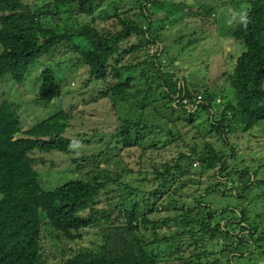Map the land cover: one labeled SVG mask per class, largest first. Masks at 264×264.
I'll return each mask as SVG.
<instances>
[{"label":"trees","instance_id":"obj_1","mask_svg":"<svg viewBox=\"0 0 264 264\" xmlns=\"http://www.w3.org/2000/svg\"><path fill=\"white\" fill-rule=\"evenodd\" d=\"M198 1L201 4L196 5ZM207 1L197 0L194 5H188L179 0H35L31 4L26 0H0V83L6 76H11L16 84H20L29 74L35 77L37 89L35 99L28 102L37 105L55 102L63 93L57 72L51 64H41L37 73L35 69L42 57L49 58L56 49L64 48L67 52L81 55L80 62L88 66L90 75L86 84L104 83V91L99 90L102 94L126 96L135 80L133 72L139 73L147 84L171 78L170 91L166 94L170 99L174 98V93L187 98L188 102L183 105L186 108L195 105L196 112L190 113L193 119L200 110L212 111L210 103L202 102L208 86L202 91L189 83L191 70L202 74L197 59L179 64L176 61L189 51L191 44L197 46L199 38L206 35L208 21L215 22L213 8L207 6ZM245 1L250 3V9L233 32L232 51H226L232 62L229 77L233 97L222 101L220 110L208 119L214 130L219 131L225 148L206 142L201 153H196V149L187 153L179 146L171 129L167 130V134L174 136L170 145L168 140L158 138L152 139L151 146L146 147L144 144L148 138L144 132L151 125L135 120L127 113L118 114L116 127L109 132V140L106 141L104 134L99 138L105 141V147L98 152L72 158V170L77 176L63 180L61 175L59 181L62 182L54 189H47L43 186L41 168L39 170L38 167L50 164L59 169L56 160L48 158L49 154L55 151L70 154L77 150L73 139L66 136L71 113L56 106L53 115L24 131L17 118L20 113L26 119L31 117L27 114L29 109L24 108L21 101L10 102L9 93L2 95L6 99L0 101V124L2 121L9 123V132L7 136L0 134V264H234L232 257L224 260L219 253L223 248L211 252L204 251V246L210 248L215 243H224L236 255H242L240 246H245V240L249 238L255 239L256 249L264 247V227L256 230L258 218L250 217L248 206L240 210L228 206L221 211L212 209V204H202L205 203L202 196L195 198L190 206L181 199L186 197L190 184H197L196 178H192L190 183L189 176L207 170H214V174L224 176L232 184L224 189L219 188L224 181L215 185L222 195L231 193L234 199L244 197L243 202L248 200L252 204L264 197V194L250 195L249 192L257 182L264 185L261 179L252 182V176L257 177L261 167L250 154L251 148L247 153L240 152L241 148L236 152L241 143L251 142L254 134L260 133L264 123V0ZM106 2L117 6H112L111 17L119 12L122 15L116 19L113 30L109 27L99 29L93 23L80 22L74 16L75 7L84 16H92ZM128 5L137 8L133 14ZM195 5L196 11L188 12L199 18L195 24L202 27V32L189 34L190 43L181 47V53H173L176 34L181 32V29L174 32L173 24L183 17V13H178ZM213 28L219 36L217 48L224 41L223 48L230 44L228 39L231 37L226 32L231 25L220 28L216 24ZM180 38L182 40L184 36L180 35ZM203 40L210 46L209 39ZM204 51L205 54L206 47ZM180 81L183 84H179ZM198 95L204 99L198 100ZM98 133L101 134L95 131L93 137ZM16 134L30 137L14 139ZM84 135L88 136V133L84 132ZM164 135L155 133L153 138ZM45 136L50 138H40ZM88 138L86 141L91 142L90 136ZM170 146L178 148L170 159L156 162L147 155L149 151H161ZM132 147H139L141 152L134 153L136 160L130 168H122L123 152ZM235 159L236 162L231 164ZM111 160H115L116 168L101 166ZM195 163L202 168H194ZM131 169H138L137 173L144 175L143 183L147 187L153 183L157 185L144 190L126 182L124 173L131 172ZM146 174L152 176V179L147 177L153 183L147 182ZM198 184L195 189L203 192L202 195L210 190L217 191L214 186L201 190L202 183L198 181ZM134 193L137 196L130 204L128 201ZM102 201H106V208L97 207ZM197 208L207 209L209 217L205 211L195 217ZM171 209H175L174 215H160L162 211ZM180 210L184 211L178 214ZM224 215L229 217L225 223L219 221L211 226L214 216ZM89 227L99 228L93 249L72 247L57 251L62 237L71 240L82 238L83 229ZM229 228L237 231L231 232ZM50 236L57 241L53 245L47 242ZM189 246H194V250L186 257L184 252ZM210 254L217 255V259L210 261Z\"/></svg>","mask_w":264,"mask_h":264},{"label":"rangeland","instance_id":"obj_2","mask_svg":"<svg viewBox=\"0 0 264 264\" xmlns=\"http://www.w3.org/2000/svg\"><path fill=\"white\" fill-rule=\"evenodd\" d=\"M26 1L27 3L31 4L34 3L35 0ZM179 1H185L188 5H192L197 0ZM206 3L209 7L217 8L219 12L216 20L214 19L215 22L213 24L210 20L208 21V26L205 30L207 34L204 35V39L206 41H208L209 39L210 45H205L207 49L206 53L204 54L205 51L203 48V50H200L199 53L195 55V57H192L194 58V60H198L201 66L200 69L202 71V74L196 70H191L188 74V78L191 80V82H194L191 84V86L201 88L202 91L205 89V87L208 86V88H206L208 92L206 93L207 90H204L205 99L203 98L204 100L201 99L200 101L203 100L202 102L205 104L210 103L213 107L212 111L210 112L206 110H200L197 115L195 114L193 119L191 118L190 113L196 112L197 107H195V105L186 108L183 106V102L185 101L183 96H177V93H171L174 98L170 99L166 94L167 91H170L169 85L172 82L171 78L166 77V81L160 79L158 81L154 80L150 84H147L144 78L140 76L139 73L133 72V77L135 80L132 81V87L128 91L126 96L118 97L112 94L106 95L105 92L104 94H102V92H99V90L104 91L106 87L104 83L93 82L89 85L86 84V81L89 79L90 75L88 66L80 62L81 55H79L78 52H67L64 48H61V50L59 51L56 49L53 52L52 56L49 58L42 57L39 60L40 64L37 63L36 66L38 67L35 69V72L37 73L41 64H51L53 69L57 72V76L61 79L60 84L62 85L63 93L61 97L56 99L55 102L51 101L39 105L33 103L32 101L28 102L29 99H35L36 97L35 89H37V82L34 76H29V74L26 75L24 81H22L20 84H16L11 76H6L2 80V82L0 83V101L6 99L5 96H2L3 94L9 93L10 102L21 101L24 103L23 107H27L29 109V112H27V114H30L31 117L27 116V119L23 117L24 114H18L19 117L17 119L20 120L23 130H28V126H32L35 123L40 122V120L53 115L57 110L56 106H61L65 111L71 113L70 125L68 131L66 132V136L73 139V146L77 150H74V152L70 154H62L56 151L49 154L48 158H54L59 169H54V166H51L50 164H46L45 166L40 165V167H38L36 164V167H38L39 170L41 168L40 178H42L45 187L53 189L54 187L58 186L62 182L59 181L62 179L61 175L64 177L63 180L67 179V177L72 178L77 176L75 171L72 170L73 165L71 159L81 156L83 153L90 154L103 149L105 147V141H100L99 138L102 134H104L106 141L109 140V132L116 127L118 114L122 116L127 113L129 117H132L133 119L138 121L140 120L142 123L147 122L149 125H151V127H148L144 132L146 138H148L146 139L148 142L144 144L146 147L151 146L152 139L158 138L168 140V143L170 145L174 136L173 134H167V130L171 129L177 137V143H179V146L184 148L187 153L188 151L192 153L191 151L195 149L197 150L196 153H201L206 142L213 143L217 148H225V145L222 142L223 139H220L221 137L219 136V131L214 130V128L212 127V123L208 122L209 117H213L215 113L220 110L222 101H227L229 98L233 97V88L231 87V81L229 77V73H231L232 71V62L229 60L227 52L223 51V54L222 52H219L222 47L220 49H216L219 36L217 35V32H214L213 28L216 24H219L220 28H222V26L224 25V13L222 14V11H225V8L222 7V5H219L217 0H208ZM223 3H225L224 6H228L229 8V10H227V15L233 16L231 28L227 32V36L231 37L228 39V42L231 43L234 40V37L232 36L233 32L236 30L237 25L242 21V17L246 15L248 10L250 9V3L248 1L243 2V0H223ZM112 6L113 5H110L106 2V4L102 6L101 10H98L92 16H84L79 11H77V7H75L74 16L79 19L80 22L93 23V25L99 29L109 27L113 30L114 26L117 24L118 18L122 17V15L119 12L118 15L111 17V15H113ZM114 6H116V4H114ZM127 8L131 9V14L134 13L133 10L137 9L135 8V6L130 5H128ZM196 9L197 6H194L191 8H187L186 11L179 12V15H182L183 13V17L180 20L175 21L172 30L174 32H177L179 31V29H181L187 36L191 33H195L199 26L195 23L199 21V18H196L194 14L190 15L191 13L188 11H196ZM230 10H232V13H230ZM71 19L74 18L71 16ZM46 20L50 24H52L50 18H47ZM186 22H188L190 25H184ZM53 23H56V20H54ZM200 28L202 29L201 26ZM180 35L181 32L176 34V40L174 42V47L172 48L173 53H181V47L184 45V47H186L190 43L189 38L181 40ZM213 42L215 43V45L213 44L212 46L211 44ZM231 44L233 45V43ZM229 46L228 48L230 52L232 51L233 46L231 48ZM190 48L195 47H192L190 45ZM212 50H214V52L210 53ZM192 58H188V60ZM223 61H225V63L227 62V65L224 64ZM208 66H213V68H208ZM194 68L195 67H193V69ZM177 72H180V70ZM183 73L185 74L184 71ZM169 74L172 75V73ZM180 82L181 83L179 84H183L182 81ZM186 87L188 86L186 85ZM184 109H186V111ZM261 126H263V129L259 131L260 133L254 134V138L251 142L249 140H246L245 143H241V145L236 148V152L240 150L239 148H241L240 152L242 153H247L248 149L251 148V150H249L250 154L256 158L257 166L261 167L260 170H258L259 175L257 177H254V175L252 176V182L254 183H256L260 179L264 180V123ZM95 131L101 132V134L98 133V136L93 137L95 135ZM84 132L88 133V136L84 135ZM155 133L165 135L162 137L153 138ZM89 136L91 142L86 141L87 139H89ZM16 137L21 138L30 136L19 134ZM41 138L48 139L50 137L45 136ZM160 145H162V143ZM156 149L159 148H155L154 150ZM177 149L178 148L175 146H170L169 148L161 149L162 152L149 151L147 155L149 157L152 156L156 162H159L164 161L167 158L170 159L173 155L176 154V152L178 151ZM140 152L141 149L139 147H132L129 148V151H124L121 164L122 168H130L136 160L134 153L139 154ZM236 160L237 159L232 160L230 163L234 164ZM109 166L112 168L117 167L115 162L110 163ZM194 166V168H202L200 164L198 165V167L195 164ZM47 169H51L48 171V174H46ZM131 170V172L124 173V180L126 182H129L134 186H140L144 190H146L147 188L151 189L154 184L157 185V183H153L148 179V177L152 179V176L150 174H146V177L148 176L146 178L147 182L153 183L150 187H147V185L143 183L144 175L137 173L138 169ZM204 173H194L193 176H189V179L191 178L190 183L192 181V178H196L195 181L197 182V184L192 186L190 184V186L186 189V197L183 196L181 198L182 202L186 206L193 205L194 199H198L199 196H202L203 200L205 201V203L202 204H212V209L221 210L228 206H233L236 208L238 207L240 210L243 209V206H248L251 209L250 217L258 218L256 220L257 223L259 222V226L256 230L259 231L263 229L264 197L256 199L252 204L248 200H245V202H243L244 197L241 200L237 197L236 199H234L231 193L228 195H222L220 193L222 191H218L215 185H220L224 181V183L219 186L220 189H224L226 185L232 186V184H229L224 176H217L216 174H214V170H207ZM198 181L202 183V186L200 188L201 190H204L207 186H214V189H216L217 191L210 190L205 195H202L203 192L199 193L195 189L199 185ZM125 191H128L127 188H125ZM250 191V195L259 194L261 196L262 194H264V185H260V182H257V184L253 187L252 190H249V192ZM233 193H235V191H233ZM136 196V193H134L130 197L132 199H130L128 203H133V200ZM146 196L149 197L148 194H146ZM238 196L240 197V194H238ZM241 202H243V205ZM105 203L106 201H102L99 207L106 208ZM236 208H234L233 210L235 211ZM183 211L184 210H180L177 212L178 214H181ZM202 211H205V215L209 217L207 209L203 208H197L194 210L195 217L198 216L197 213ZM85 213L86 212H84V214ZM175 213V209H171L167 212L162 211L160 215H174ZM227 215L218 216V218L214 216L212 218L211 226H215L219 221H221V223H225L227 221L226 218H229L227 217ZM98 229V227H89L83 229V231H85L83 233V237L75 240L62 237L59 242L60 246L57 251L62 250V248L69 249L72 247L73 249L76 248L78 250L83 247H89V249H93L94 244H97V241H95L94 239L95 233ZM229 230L231 232L237 231V229L232 228H229ZM202 235L203 234L201 233V236ZM190 237L192 238V236ZM208 237L209 236L206 237V240H208L209 242L210 239ZM215 241L216 240H214L213 242ZM47 242L50 245H53L57 241L53 238V236H50L47 238ZM255 242V239L251 240L247 238L245 240V246H240V250L243 252L242 255H236V252L231 250V248L229 249V245L224 243H220V245H217L215 243L210 248L204 246L203 250H209L212 252L213 250L223 248L224 250L219 251V253L224 256V260L232 257V261L234 262V264H264V261L261 260L264 259V247L256 249L257 245ZM193 248L194 246L186 247L184 255L186 257L190 256L192 254V251L194 250ZM228 249L230 250V252H227ZM217 257V255L210 254L209 260L215 261Z\"/></svg>","mask_w":264,"mask_h":264},{"label":"crops","instance_id":"obj_3","mask_svg":"<svg viewBox=\"0 0 264 264\" xmlns=\"http://www.w3.org/2000/svg\"><path fill=\"white\" fill-rule=\"evenodd\" d=\"M217 2L219 3V5H222V7H224L225 8V11H222V14H223V20H224V25H231L232 24V18H233V16H228L227 15V10H229V8H228V6H224L225 5V3H223V0H217ZM195 4V3H194ZM193 4V5H194ZM196 4H201L200 2H196ZM203 4V3H202ZM196 6V5H195ZM189 7V6H188ZM231 12L230 13H232V10H230ZM218 9L217 8H213V12H212V17L213 18H215L216 19V17L218 16ZM176 18H179V17H176ZM167 21H169V20H167ZM169 24H171V23H169ZM186 24L187 25H190L188 22H186ZM219 27H220V25L219 24H217ZM166 27H169V25L167 24L166 25ZM191 27V26H190ZM166 32H168V30H166ZM180 32V31H179ZM201 28L199 27L198 29H197V31L195 32V33H200L201 34ZM206 33V32H205ZM227 33V32H226ZM207 34V33H206ZM181 35H183L184 36V39L185 38H188V36L184 33V31L183 30H181ZM204 36V35H203ZM203 36L202 37H200L199 38V43L198 44H196L197 46H194V45H192L191 44V46L192 47H195V48H188V50L189 51H186V52H184L183 53V55L180 57V60H177L176 61V64H179V63H181V62H183L184 61V63H186V60H188V58H192V57H195V55H197L198 53H199V51L200 50H203V48L205 47V41L203 40L204 38H203ZM226 43V41H224V42H222L221 43V45H220V47L219 48H217L216 47V49H220L221 47H222V49L221 50H219V52H222V54L224 53L223 51H229V48H228V46L231 44H227L226 45V47H224L223 48V46H224V44ZM233 45L231 44L229 47L231 48ZM228 48V49H227ZM233 48V47H232ZM225 49V50H224ZM228 54V53H227ZM219 56H221V55H219ZM223 63L224 64H226L225 63V61H223ZM187 67V66H186ZM189 83L190 84H192V83H194V82H191V80H189ZM197 90V89H196ZM115 160H113V162H114Z\"/></svg>","mask_w":264,"mask_h":264},{"label":"clouds","instance_id":"obj_4","mask_svg":"<svg viewBox=\"0 0 264 264\" xmlns=\"http://www.w3.org/2000/svg\"><path fill=\"white\" fill-rule=\"evenodd\" d=\"M185 99H187V98H185ZM184 103V102H183ZM184 104H186V103H184ZM191 105H188V107H190ZM6 123V121H2V123L0 124V134L1 135H3V136H7V132H9V123L8 124H5ZM22 126V125H21ZM29 128L31 127V126H28ZM28 128V129H29ZM27 130V129H26ZM26 130H24V131H26ZM17 135H19V134H16L15 135V138L14 139H16V138H18V137H16ZM41 138V137H40ZM113 162V160H111L110 162H107V163H103V164H101V166H103V167H110L109 166V164L110 163H112ZM195 165H198V163H195ZM43 186H44V184H43ZM45 187V186H44ZM45 188H47V189H51V188H48V187H45ZM54 189V188H53ZM104 202V201H103ZM101 203V202H100ZM100 203H98L97 204V207L98 208H103V207H99V205H100ZM106 204V203H105ZM106 207H107V204H106ZM227 219V218H226ZM262 261H264V259H261Z\"/></svg>","mask_w":264,"mask_h":264},{"label":"built area","instance_id":"obj_5","mask_svg":"<svg viewBox=\"0 0 264 264\" xmlns=\"http://www.w3.org/2000/svg\"><path fill=\"white\" fill-rule=\"evenodd\" d=\"M197 99H198V100H201V99H202V96H201V95H198ZM184 100H185L184 103H187V102H188L187 99H184Z\"/></svg>","mask_w":264,"mask_h":264}]
</instances>
